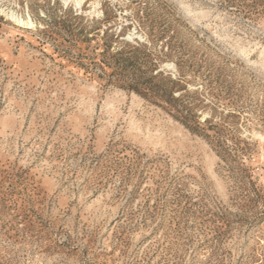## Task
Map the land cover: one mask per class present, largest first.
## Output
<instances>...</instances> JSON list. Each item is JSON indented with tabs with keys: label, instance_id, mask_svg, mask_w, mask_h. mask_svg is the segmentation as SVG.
Returning a JSON list of instances; mask_svg holds the SVG:
<instances>
[{
	"label": "rangeland",
	"instance_id": "1",
	"mask_svg": "<svg viewBox=\"0 0 264 264\" xmlns=\"http://www.w3.org/2000/svg\"><path fill=\"white\" fill-rule=\"evenodd\" d=\"M0 264H264V0H0Z\"/></svg>",
	"mask_w": 264,
	"mask_h": 264
}]
</instances>
